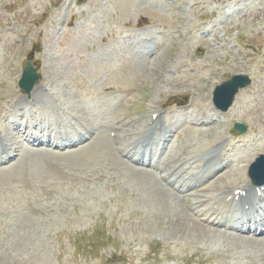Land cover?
Masks as SVG:
<instances>
[{
	"label": "rangeland",
	"instance_id": "1",
	"mask_svg": "<svg viewBox=\"0 0 264 264\" xmlns=\"http://www.w3.org/2000/svg\"><path fill=\"white\" fill-rule=\"evenodd\" d=\"M114 23L152 30L124 41ZM163 27L158 53L147 40ZM29 57L35 89L48 96L36 108L52 122L64 116L58 109L80 116L103 134L72 150L25 145L0 166V264H264V240L196 223L193 198L136 168L104 124L124 120L126 147L157 98L172 128L167 156L197 131L207 148L252 140L229 145L238 159L264 154V0H0V131L14 146L24 134L15 135L7 106L28 98L19 80ZM236 74L252 77L251 88L218 115L209 91ZM235 123L248 132L236 134Z\"/></svg>",
	"mask_w": 264,
	"mask_h": 264
},
{
	"label": "bare ground",
	"instance_id": "2",
	"mask_svg": "<svg viewBox=\"0 0 264 264\" xmlns=\"http://www.w3.org/2000/svg\"><path fill=\"white\" fill-rule=\"evenodd\" d=\"M238 75L239 76H247V75H240V74H238ZM215 88H216V86H214V84H213L212 88L209 91V94L207 96V98H209V100H211V96H212L213 90ZM246 90L245 91L243 90L245 95H246ZM243 91H241V92H243ZM241 92L238 94V96L236 98L237 102H240V100H241V98H240ZM42 95H43L42 92L39 89H37V91L33 92V94L30 95V99L32 98V100H34V102H35L36 99L41 98ZM151 104H152V108H151L152 112L149 113V115H152V114L153 115H156V114L159 115L162 111V106H163L162 102L159 99L155 98ZM233 109H231V112L233 111ZM212 110H214V109L212 108ZM214 111H216V110H214ZM239 116H241V115H239ZM239 116L235 115V118H237V119L241 118ZM160 126L163 127V124H162V120L160 119V115H159L158 120L156 122H154L151 126H149L148 130L151 133V131H157V128ZM89 128H91V127H89ZM202 134H203L202 132L197 131L196 137L194 136V140L192 137L190 140H188L184 143V149L182 151V156L185 155V157H182L179 155H177V156L174 155L175 157L171 159L172 162H177V164L179 165V170L177 171V169H175L176 166L172 167L170 165L169 168L167 169V171L170 172L169 175L166 177H162V180L167 182L168 184H173V178L178 176L179 174H181L182 173L181 169H185L186 166H188L190 164L191 160H193L194 164H196L198 162H204L200 158L201 156L206 157V154L211 155V157H213V158L210 159V157H209L207 159L208 163L205 162V166H207V164H209V169L206 170V172L203 175L197 176L194 179V181L191 180L190 182H187V180L185 178H183L181 180H177L176 183H182L183 186H181V191L188 192V193L193 191V190H197L198 188H200V189L202 188V192L200 191L201 192L200 195L198 197H196V195L194 196L195 201H196L195 205L191 206V210L193 211V216H194L193 220L196 223L201 224L200 223V217L205 216V218H207V216L210 215V217H215V219L219 220L218 225H221L225 228H229L230 225L228 223L238 221L240 219L239 215H230V214L225 215L224 213H222L220 211V207L223 206L224 208H229L233 205L240 204L241 206L243 205V207L246 209V205H248V206H250L251 210L259 212L262 209V207L259 204L258 192L262 191V189L264 191V186H258L257 187V186L252 185L251 180L246 175V173H247L246 168L248 165V164L246 165V163H247V161H249V163L252 162L251 158L249 160H245L246 157L241 158V159H237V161L234 162V165L230 166L228 171H226V172H224V170H226L224 168V166H220V167L212 166L214 161H218V163H219L222 160V158H224V155L226 156L225 149L227 148L230 141L227 138L226 139L221 138V141L219 143H217L214 146H211L210 148H207L200 141V135H202ZM96 135H97V133H94L92 136H96ZM192 136H193V133H192ZM170 137L167 139V141L170 140ZM142 138H148L149 139L148 133H144L142 135ZM218 140H220V138L215 139V141H218ZM119 141H121V139H119ZM124 142H127V141H124ZM232 143L233 142H230V144H232ZM214 147H216V149L212 152L211 150ZM122 149H124V148H122ZM260 149H262V148H260ZM248 150H251V149L246 148V152ZM256 150L258 151L259 148H257ZM6 152L7 153H3V154H7V157L11 156L13 154L12 152H9L8 150H6ZM123 152H124V154H127V153H125V149L123 150ZM188 157H192V158L188 159ZM242 164H245L243 166L244 171H243V167H241ZM231 169H234L241 174L245 173V176L243 174H242L243 177L241 175H237L236 178H229L231 180H229L228 178H223L224 173L226 175L229 174L231 172ZM209 170L211 171V173H210L211 177H213V179L217 178V180L211 186L206 187V185L211 181L209 179V176H208ZM139 174H141V173H138L137 175H139ZM180 177L181 176H179V178ZM138 178L139 179L143 178V175H139ZM263 191H262V193L264 194ZM208 200L214 201L213 206L211 207V209L209 211H207L206 213H203V215H202L201 214L202 211L199 209L201 207H203L205 205V203H207ZM245 209L241 212V215L247 216L248 212ZM198 215H200V216H198ZM224 220H225V222H222ZM204 221H208V219L207 220L204 219ZM192 224H193L192 221H188V226H191ZM241 224H242V227L239 229L240 232H243L245 230L246 232L250 233V232H252V230L254 228L258 227V228H262L261 235L264 234V222L257 223L256 220L253 221L250 218H245V220H243L241 222ZM201 233L207 234V233H209V231L206 228H203L201 230Z\"/></svg>",
	"mask_w": 264,
	"mask_h": 264
},
{
	"label": "water",
	"instance_id": "3",
	"mask_svg": "<svg viewBox=\"0 0 264 264\" xmlns=\"http://www.w3.org/2000/svg\"><path fill=\"white\" fill-rule=\"evenodd\" d=\"M37 80H38V76L31 69L30 65H28L27 68L25 69L23 79L21 80V83H20V87L24 89L26 92H29L32 86L37 82ZM250 84H251V81L248 77H243V76L234 77L231 81H229L228 83L222 85L221 87L217 89V92L215 95L216 106L223 111H227L231 107L234 101V98L236 94L238 93L239 89L245 88ZM237 130L244 132L245 128L237 126ZM263 162L258 163L259 165H257V169L256 167L255 169H253V178H254L255 184H258V185L264 182V180L259 181L256 175V172L259 168L262 170V172H264ZM262 178L264 179V174Z\"/></svg>",
	"mask_w": 264,
	"mask_h": 264
}]
</instances>
